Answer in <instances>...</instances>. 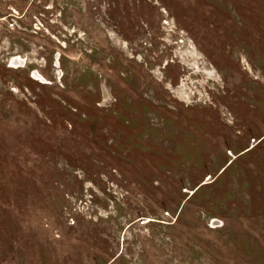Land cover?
I'll return each mask as SVG.
<instances>
[{
  "label": "rangeland",
  "instance_id": "374dc122",
  "mask_svg": "<svg viewBox=\"0 0 264 264\" xmlns=\"http://www.w3.org/2000/svg\"><path fill=\"white\" fill-rule=\"evenodd\" d=\"M0 264H264V0H0Z\"/></svg>",
  "mask_w": 264,
  "mask_h": 264
},
{
  "label": "bare ground",
  "instance_id": "6f19581e",
  "mask_svg": "<svg viewBox=\"0 0 264 264\" xmlns=\"http://www.w3.org/2000/svg\"><path fill=\"white\" fill-rule=\"evenodd\" d=\"M16 59H17V58H15L14 60H12V61H11V62H12V64H13V63L16 61ZM17 63H18V65H20V64H22V63H23V61H21V60H20V61L16 62V64H17Z\"/></svg>",
  "mask_w": 264,
  "mask_h": 264
},
{
  "label": "water",
  "instance_id": "95a60500",
  "mask_svg": "<svg viewBox=\"0 0 264 264\" xmlns=\"http://www.w3.org/2000/svg\"><path fill=\"white\" fill-rule=\"evenodd\" d=\"M12 63V62H11ZM14 65H16V63H13Z\"/></svg>",
  "mask_w": 264,
  "mask_h": 264
}]
</instances>
